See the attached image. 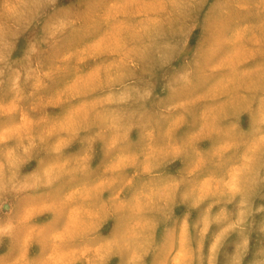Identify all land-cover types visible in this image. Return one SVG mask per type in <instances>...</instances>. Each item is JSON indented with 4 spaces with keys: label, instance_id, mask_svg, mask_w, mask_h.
Wrapping results in <instances>:
<instances>
[{
    "label": "clouds",
    "instance_id": "obj_1",
    "mask_svg": "<svg viewBox=\"0 0 264 264\" xmlns=\"http://www.w3.org/2000/svg\"><path fill=\"white\" fill-rule=\"evenodd\" d=\"M0 264H264V0H0Z\"/></svg>",
    "mask_w": 264,
    "mask_h": 264
}]
</instances>
